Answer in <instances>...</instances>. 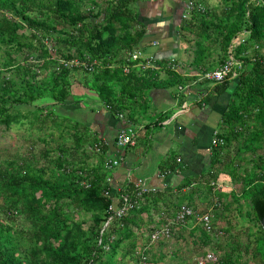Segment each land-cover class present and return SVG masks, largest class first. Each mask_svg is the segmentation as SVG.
<instances>
[{
  "label": "trees",
  "instance_id": "1",
  "mask_svg": "<svg viewBox=\"0 0 264 264\" xmlns=\"http://www.w3.org/2000/svg\"><path fill=\"white\" fill-rule=\"evenodd\" d=\"M86 1L87 8L84 0H0V135L24 128L31 142L26 155L0 159V264H127L126 258L139 264L137 240L145 231H152L145 228L142 214L148 215L147 223H157L142 206L105 226L114 196L122 192L132 195L134 186L128 183L117 191L106 181L103 168L98 174L79 166L77 158L87 157L86 148L85 152L82 149L91 134L78 137L79 124L57 108L70 95L68 74L79 69L64 68L60 60L95 63L93 72L79 70L85 79L92 78L101 101L114 111L123 110L121 97L127 93L159 85L156 71L132 70L124 75L120 68L127 54L139 50L145 33L134 10L139 0ZM218 8V12L209 11L197 2L189 19L182 22L181 32L185 41V35L191 34L195 66L203 64L214 47L222 64L232 41L246 34L234 48L235 58L243 61L242 71L238 77L214 85L219 92L234 85L219 134L225 146L226 138H242L248 131L255 135L264 127V66L244 56L254 45L264 48V0H219ZM166 76L171 87L183 82L173 72ZM117 85L120 92L114 88ZM45 97L53 105H39ZM33 149L38 150L35 155ZM253 181L256 184L236 199L244 200L249 209L246 215L253 226L247 234L249 244H217L218 260L211 264H264L260 225L264 180L259 176L250 184ZM186 186L188 183L177 190ZM104 192L110 195L104 196ZM185 195L190 196L191 191ZM164 197L158 192L145 201L157 205L167 200ZM182 201H170V208L154 210L158 216H172ZM201 230L200 241L209 244L210 235ZM149 249L143 252L144 262L158 263L155 252L147 258L153 251Z\"/></svg>",
  "mask_w": 264,
  "mask_h": 264
},
{
  "label": "crops",
  "instance_id": "2",
  "mask_svg": "<svg viewBox=\"0 0 264 264\" xmlns=\"http://www.w3.org/2000/svg\"><path fill=\"white\" fill-rule=\"evenodd\" d=\"M197 2L209 11H219V0H196L194 4ZM134 10L140 29L145 32L139 50L160 64L174 60L179 68L176 74L183 82L171 87L165 82L166 72H159L158 86L127 93L121 97L123 110L114 111L101 101L91 77L85 79L79 69L70 72L67 77L70 95L57 108L60 114L79 124L78 137L91 134L82 149L86 148L87 157L77 158L79 166L100 174L105 159L118 161V166L105 172L110 186L117 191L138 179L146 180L148 186L157 188L167 199L157 205L144 199L142 206L149 209L148 213L155 220L159 216L154 208L162 211L170 208L167 207L170 201L183 200L181 205H188L190 201L194 209L212 212L213 227L222 234L229 236L238 228L246 229L245 233L249 234L253 228L246 215L249 209L244 200L236 202V199L256 184L257 181L250 184L255 177L261 176L264 180V127L255 135L248 131L242 138H226L223 149L210 150L213 133L220 134L223 130L222 115L233 100L234 85L219 92L214 83L194 81L191 75L217 69L221 65V54L214 47L203 64H192L195 47L191 45V34L185 35V41L181 32L187 10L185 0H139ZM245 36V33L239 34L229 50L234 51ZM252 48L246 51L245 57L253 53ZM114 88L116 92L121 91L119 85ZM121 132L132 134L133 139V144L123 149L115 145ZM90 140L94 143L90 144ZM94 144H101L103 152L88 150ZM217 150L219 154L213 155ZM216 159L218 162L212 165ZM212 182L218 187L211 186ZM185 183L188 186L179 192L178 187ZM190 191L191 195L186 197ZM119 195L114 196L115 206L119 204ZM214 199L222 204L220 208H210ZM142 218L145 228L157 225L147 223L145 213ZM201 228L191 219L186 228L177 230L181 235L191 236V246L197 247L202 243ZM214 234L216 231L209 234L210 240ZM157 247L152 250L160 258L162 249ZM127 263L132 264V261L127 260Z\"/></svg>",
  "mask_w": 264,
  "mask_h": 264
},
{
  "label": "built area",
  "instance_id": "3",
  "mask_svg": "<svg viewBox=\"0 0 264 264\" xmlns=\"http://www.w3.org/2000/svg\"><path fill=\"white\" fill-rule=\"evenodd\" d=\"M187 10L185 15L183 16L184 20H188L190 16V12L192 9L195 8V4L193 0H185ZM244 40L241 41V43ZM253 53L247 57L252 62H259L262 66H264V48L260 47L259 45H254ZM245 56V54H244ZM86 64L84 62H79L78 60H60V65L64 68H79L86 70L87 72H93L94 65ZM243 61L238 60L235 58L234 51H229L227 59L215 70L212 71H205L202 73H196L195 75H191L194 78V81H208L214 84L222 83L223 81L231 78L238 77L239 73L243 69ZM111 69L114 66H110ZM121 71L124 75L129 74L132 70H139V71H146L152 70L156 72H178V66L174 62V60H170L169 62L160 64L156 62L152 57L144 56V54L140 50L133 51L126 55L125 64L122 65ZM179 90H182V87H178ZM133 144L132 134H127L121 132L117 135L115 140V145L119 149H123L126 146ZM224 140L220 137L218 132H214L213 136L210 141V150L215 148H221L224 146ZM103 146L101 144H96L94 147L88 148V150L92 152L102 153ZM179 161V160H178ZM118 161L116 160H108L105 159L102 163V167L105 171L109 172L111 169L118 166ZM109 183V179H106ZM134 192L132 195L122 193L119 197V204L117 206L110 205L109 212L111 214L107 218L105 226L110 224L114 219L115 220H122L124 217L128 215L129 212L139 209L142 207L144 199L146 196L151 194L158 193L157 188H153L148 186L146 180L138 179L134 181ZM85 187H88V184H84ZM211 186L217 188L218 186L215 185L213 182ZM108 192H104V196H109ZM221 203L217 199H214L213 205L210 207L212 209L220 208ZM194 219L202 228L209 234L214 233L217 237H221L223 234L220 230L215 229L212 223V212L203 211L201 209H194L193 207L182 204L176 210L174 215L170 216L168 214H161V216L157 217L156 222L157 225L152 228V231L149 233L148 242L141 243L138 242L136 255L140 257L142 263H144V254L143 252L146 251L150 246L156 245L157 243H161L164 241H168L173 233V230H177L179 228H185L189 220ZM263 242H264V231H263ZM218 260V256L215 253L206 252L202 255H199L195 259L196 264H211L215 263Z\"/></svg>",
  "mask_w": 264,
  "mask_h": 264
},
{
  "label": "rangeland",
  "instance_id": "4",
  "mask_svg": "<svg viewBox=\"0 0 264 264\" xmlns=\"http://www.w3.org/2000/svg\"><path fill=\"white\" fill-rule=\"evenodd\" d=\"M84 3L86 8L89 7V4L86 0H84ZM27 33L28 32H26V34ZM48 45H50V43ZM2 61L3 60L0 59V63H2ZM49 101L50 98L45 97L44 99H42V101L39 102V105L43 106L45 104H48ZM27 133L28 131H26L24 128L19 130L18 127L17 129L15 127L9 132H7L5 135H0V159L12 160L26 155L31 146L29 135H27ZM41 147L42 146L39 147V150L41 149ZM37 151H38L37 149L35 150L33 149L34 155L37 153ZM39 162H42V164H44V160L42 161V159H40ZM146 229H149V227H147ZM178 231L179 230H173L172 236L168 241H164L161 243H157L156 245L150 246V249L152 248L154 249L159 245L157 248L162 249L161 253L163 254L159 258L158 263H162V264H193L194 263L195 264V258H197L199 254H202L203 252L216 253L217 251H219V249L217 248V244H221V246L224 245L225 247L226 243L230 242L231 244L232 242H235L237 244H243L244 246L246 244H249L250 242V240H248L247 233H245L247 232V230L245 229L244 231L243 229L238 228L236 229V231H233V233H231L230 237L224 234L221 237L212 235V240H210L209 244L204 245L200 243L197 247L194 246L192 247L191 236H188L187 233H183V235H181L180 233L181 231L179 232ZM148 236L149 233L145 231L143 237L137 241L141 243H147ZM152 253L153 251L148 255L147 257L148 259L151 258L150 255ZM153 254H157V252ZM127 260L129 259L126 258L125 262H127ZM132 264H135V262L132 261ZM139 264H146V262L142 263V261H140Z\"/></svg>",
  "mask_w": 264,
  "mask_h": 264
},
{
  "label": "water",
  "instance_id": "5",
  "mask_svg": "<svg viewBox=\"0 0 264 264\" xmlns=\"http://www.w3.org/2000/svg\"><path fill=\"white\" fill-rule=\"evenodd\" d=\"M262 230L264 231V219L260 223Z\"/></svg>",
  "mask_w": 264,
  "mask_h": 264
}]
</instances>
